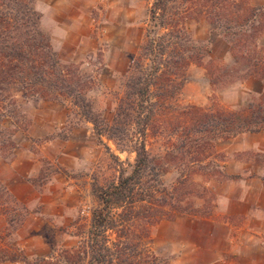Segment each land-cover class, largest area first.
Instances as JSON below:
<instances>
[{
	"label": "trees",
	"instance_id": "1",
	"mask_svg": "<svg viewBox=\"0 0 264 264\" xmlns=\"http://www.w3.org/2000/svg\"><path fill=\"white\" fill-rule=\"evenodd\" d=\"M36 3L0 0V154L5 158L16 147L13 135L28 125L22 123L24 117L17 109L16 89H22L25 98L69 99L97 134L102 132L86 97L88 75L77 65L60 61L49 35L40 28ZM199 19L225 39L233 60L229 68L209 60L205 69L210 83L215 85L220 78L212 79L213 74L228 73L234 80L254 77L262 88L264 48L257 40L264 32V5H251L249 0H152L145 41L133 57L135 72L125 83L113 123L105 127L109 138L130 143L134 160L124 163L117 158L116 177L92 187L97 205L90 211L85 241L65 252L63 264H157L150 247L151 228L179 214L199 212L190 204L197 184L193 175H201L204 181L215 176L241 178L227 174L210 158L215 155L213 142L264 130V92L258 102L238 110L194 104L177 109L171 103L183 86L187 67L202 64L209 53L208 43L193 38L187 27L188 21ZM4 117L13 120L12 128L1 125ZM161 126L170 137L164 152L153 156L146 136ZM171 165L177 167L178 176L167 186L162 176ZM202 189L196 197L204 198L207 190L204 185ZM4 191L0 185V194ZM3 261L29 264L0 243Z\"/></svg>",
	"mask_w": 264,
	"mask_h": 264
},
{
	"label": "rangeland",
	"instance_id": "2",
	"mask_svg": "<svg viewBox=\"0 0 264 264\" xmlns=\"http://www.w3.org/2000/svg\"><path fill=\"white\" fill-rule=\"evenodd\" d=\"M151 2L152 0H96L94 5L87 8V17L81 24L82 36L84 35L82 38H85L81 42L82 48L76 52L72 47H67L63 53L60 52L63 49L55 46L50 39L48 0H37L36 9L41 14L40 28L49 35L52 49L60 61L73 63L88 75L86 97L102 132L98 135L93 124L81 115L79 108L69 99L58 101L39 97L25 98L22 89L13 91L17 109L24 117L21 118L22 123L28 125L26 130H18L13 135L16 147L9 158L0 154V171L14 159L18 148L25 149L27 146V150L35 153L39 170L35 177L26 180L33 184L36 195L44 197V201L46 197L48 203H42L40 198L29 207L20 203L0 178V185L5 189L0 194V243L9 252L26 258L29 264H63L62 257L66 251L83 245L89 229L90 211L97 205L92 187L103 186L116 177L117 158L124 163H132L134 160L130 143L127 140L109 138L105 127L113 123L117 105L124 96L125 83L135 72L133 57L145 41L148 7ZM187 27L193 38L208 43L209 53L202 64H190L187 67L185 81L177 96L171 100L172 105L177 109L194 104L204 109L222 106L238 110L249 103L258 102L264 92V82L262 88H259L254 77L234 80L236 78H231L228 73L226 76L215 73L211 78H220L215 85L210 83L205 69L209 60L212 59L219 65L225 64L228 68L233 65L229 45L204 20H190ZM86 32L88 34L85 37ZM262 41L259 42L258 39L257 44L264 48ZM35 118L41 120L42 124L45 123L46 127L41 125V128L33 131L38 136L31 137L27 135V131ZM1 123L3 127H13L10 117H4ZM134 127L131 133L135 132ZM16 134L18 136L15 137ZM169 137L168 131L162 126L148 131L146 147L149 153L153 156L162 154ZM20 138L27 139L28 144H19L17 140ZM217 140L219 139L213 142L215 155L210 158L219 163L227 174L229 173L223 166L225 161H250L264 169V152L249 150L225 154L218 150ZM177 176V167L171 165L162 176L163 183L170 186ZM260 176L263 181L264 172ZM217 177L204 181L201 175H193L197 184L193 187L195 191L190 198L193 203L190 204L199 212L193 216H177L209 217L216 198L211 182L238 180ZM202 185L207 193H204V198L196 197L197 193L203 192ZM45 188L49 191H45ZM210 193L213 198L209 196ZM173 220H162L151 228L150 247L157 258V264H165V259L159 255L161 233L170 230V226L167 229L161 223L171 225ZM0 264L28 263L3 261Z\"/></svg>",
	"mask_w": 264,
	"mask_h": 264
},
{
	"label": "crops",
	"instance_id": "3",
	"mask_svg": "<svg viewBox=\"0 0 264 264\" xmlns=\"http://www.w3.org/2000/svg\"><path fill=\"white\" fill-rule=\"evenodd\" d=\"M96 0H48L50 39L55 46L79 52L87 17V8ZM252 5H264V0H249ZM44 18V16H43ZM42 18V19H43ZM88 32L85 33V37ZM264 40L263 35L259 42ZM264 42V41H262ZM264 44V43H263ZM46 127L35 118L27 131ZM18 134L15 135V137ZM25 136V135H24ZM19 144H28L27 139ZM21 142V143H20ZM216 146L225 154L242 151L264 152V130L243 132L228 140H217ZM26 149V150H25ZM18 148L14 159L0 171L1 181L20 203L32 206L40 198L33 184L26 179L39 170L35 153ZM229 174L242 175L238 180L211 182L215 204L209 217L177 216L171 225L162 222L163 231L159 255L165 264H264V184L260 175L264 169L250 161H225ZM45 191H49L47 188ZM165 223V224H164Z\"/></svg>",
	"mask_w": 264,
	"mask_h": 264
}]
</instances>
